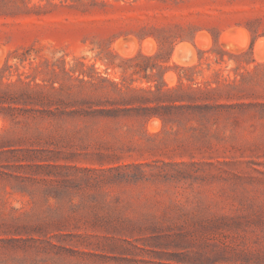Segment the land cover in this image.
<instances>
[{"label":"rangeland","instance_id":"obj_1","mask_svg":"<svg viewBox=\"0 0 264 264\" xmlns=\"http://www.w3.org/2000/svg\"><path fill=\"white\" fill-rule=\"evenodd\" d=\"M0 151V264H264V0H0Z\"/></svg>","mask_w":264,"mask_h":264},{"label":"bare ground","instance_id":"obj_2","mask_svg":"<svg viewBox=\"0 0 264 264\" xmlns=\"http://www.w3.org/2000/svg\"><path fill=\"white\" fill-rule=\"evenodd\" d=\"M242 28V27H241ZM231 30H233V29H231ZM202 33V32H201ZM204 34H206V32H203ZM200 34V33H199ZM262 39V38H261ZM259 40V39H258ZM151 41V40H150ZM228 43V42H227ZM123 44V43H122ZM186 44V43H185ZM229 44V43H228ZM188 45V44H187ZM188 47H190V46H188ZM233 47V46H232ZM236 47V46H235ZM191 48V47H190ZM193 49V48H192ZM189 50V49H188ZM237 50V49H236ZM178 54V53H177Z\"/></svg>","mask_w":264,"mask_h":264},{"label":"trees","instance_id":"obj_3","mask_svg":"<svg viewBox=\"0 0 264 264\" xmlns=\"http://www.w3.org/2000/svg\"><path fill=\"white\" fill-rule=\"evenodd\" d=\"M5 152V151H4ZM3 151H0V155H2L4 153Z\"/></svg>","mask_w":264,"mask_h":264}]
</instances>
